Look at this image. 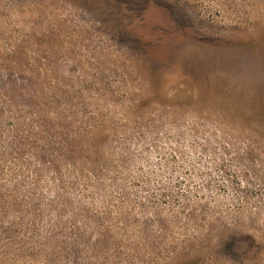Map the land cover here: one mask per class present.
<instances>
[{
    "label": "rangeland",
    "instance_id": "rangeland-1",
    "mask_svg": "<svg viewBox=\"0 0 264 264\" xmlns=\"http://www.w3.org/2000/svg\"><path fill=\"white\" fill-rule=\"evenodd\" d=\"M0 264H264V0H0Z\"/></svg>",
    "mask_w": 264,
    "mask_h": 264
}]
</instances>
